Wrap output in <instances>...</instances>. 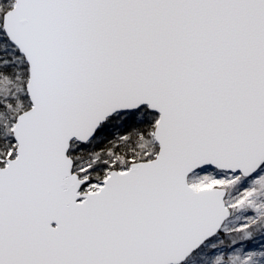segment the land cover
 <instances>
[{
    "label": "snow or ice",
    "instance_id": "snow-or-ice-1",
    "mask_svg": "<svg viewBox=\"0 0 264 264\" xmlns=\"http://www.w3.org/2000/svg\"><path fill=\"white\" fill-rule=\"evenodd\" d=\"M0 264H264V0H0Z\"/></svg>",
    "mask_w": 264,
    "mask_h": 264
}]
</instances>
